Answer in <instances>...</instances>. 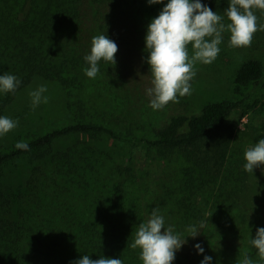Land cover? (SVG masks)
I'll return each mask as SVG.
<instances>
[{
    "label": "trees",
    "instance_id": "1",
    "mask_svg": "<svg viewBox=\"0 0 264 264\" xmlns=\"http://www.w3.org/2000/svg\"><path fill=\"white\" fill-rule=\"evenodd\" d=\"M200 2L220 15L222 23L228 20L230 0ZM131 20L130 0H0V75L11 74L21 81L14 94L0 92V117L19 121L15 129L0 137V264H74L83 255L92 260L102 255L121 259L123 264L143 262L141 250L135 252L130 247L141 217L136 204L125 201L124 193L135 167L131 161L119 164L108 152L89 165L75 164V150L55 146L61 138L106 135L142 148L146 160L154 154L153 158L162 154L167 162L173 159L181 166L177 190L182 199L199 187L203 174L234 187L247 181L245 168L238 178L233 176L239 158L228 148L224 134L227 121L240 106H244L242 116L260 114L264 104L258 109L259 101L210 102L198 115L172 116L154 131L153 138L138 137L131 126L127 132L117 131L91 118L92 112L103 107L118 108L120 125L132 118L123 107L122 92L131 82L121 78L125 67L118 52L115 65L99 62L95 79L84 71L88 67L84 57L90 55L93 37L107 35L117 45V26ZM263 75L261 61L250 59L238 69L235 84L239 89L257 84ZM35 79L56 82L66 90L73 122L30 133L27 115L10 116L17 95ZM10 138L11 144L4 143ZM20 141L26 142L29 150L17 149ZM205 145L210 146V155H206ZM27 166L22 181H12L13 175H23ZM47 170L52 172L45 173ZM107 181L112 183L106 186L112 196L102 200L103 193L97 196L92 183ZM179 207L174 215L182 208L187 213L192 210ZM59 238L71 239L58 248ZM255 252L257 255L258 249Z\"/></svg>",
    "mask_w": 264,
    "mask_h": 264
},
{
    "label": "rangeland",
    "instance_id": "2",
    "mask_svg": "<svg viewBox=\"0 0 264 264\" xmlns=\"http://www.w3.org/2000/svg\"><path fill=\"white\" fill-rule=\"evenodd\" d=\"M167 2L168 0H164L163 4L150 5L148 0H130L133 20L122 21L116 29L117 58L122 59L125 67L121 78L123 77V81L131 82L129 89L122 92L123 107L132 118L125 126L120 125L118 108L114 110L106 107L92 112L91 118L117 131L122 129L123 132H127L126 129L131 126L132 130H136L138 137L153 138L154 131L161 128L172 116L198 115L210 102L227 99L244 101L245 104L259 101L258 109L261 108L264 104V75L259 83L240 89L235 84V77L240 66L247 60H260L264 66V31H257L251 46L245 48L229 47L230 32L225 31L222 33V42L218 46L220 52L216 60L210 65L200 62L194 65L196 75L190 81L191 95L177 97L179 103L170 102L161 110H153L149 106L151 97L148 96L147 89L153 87L151 83L153 77L150 65L146 62L149 54L146 51L145 38L148 25L160 14ZM253 12L257 16L258 27L264 25V11L253 9ZM228 23L229 20L224 21L225 25ZM188 53L189 58L194 54L191 44L188 46ZM40 85L47 87L44 95L49 98L48 103H41L33 110L29 93ZM67 101L68 94L62 86L56 82L35 79L17 95L8 113L10 116L13 113L27 115L31 122L27 130L36 133L73 122L74 118L71 116ZM243 110L244 106H240L234 111L227 121L224 134L228 148L236 154V158H239L237 161L239 166L235 167L236 172L233 174L237 178L238 173L245 168V151L249 147H254L260 139H264V109L258 115L249 113L245 116H242ZM8 141L4 143L11 144L13 140L10 138ZM55 143L56 147L68 146L75 150L72 160L75 164L84 162L89 165L97 158L105 157L102 155L103 152L114 155L119 164L126 165L131 161L136 173L132 174L127 187H124L125 201L136 204V210H139L141 217L139 221L147 222L152 210L158 208L164 217L165 227L174 226V234H180L182 240L187 239V243L176 253L173 264H201L205 256L212 257L211 264H237L245 254L253 264H264L258 253L256 255L251 243L256 237L257 230L264 228V165L255 168L253 173L248 172L247 181L244 184L240 182V187L203 174L204 180L201 178L197 185L199 189L186 192L182 199L177 190L179 179L182 177L181 166L174 163L173 159L168 162L163 160L162 154H158L159 159L153 158L156 155L154 154L146 160L145 150L142 148H133L106 135H73L61 138ZM206 146L203 149L208 151L206 155H210V146ZM28 166L23 170V175L22 173L13 175L12 181L20 183L28 172ZM44 172L49 173L52 170ZM92 184L96 187L97 196L103 193L102 200L112 196V192L106 187H111V182ZM85 202L83 200V203ZM179 206H186L192 210L187 213L188 210L182 208L174 215L172 212L177 211ZM201 221L206 225L202 229L199 228ZM193 225L200 233L195 239L189 237L187 232V228ZM68 239L71 238H59L58 248L64 247L61 244ZM196 244H201L204 248L203 255L195 248Z\"/></svg>",
    "mask_w": 264,
    "mask_h": 264
},
{
    "label": "clouds",
    "instance_id": "3",
    "mask_svg": "<svg viewBox=\"0 0 264 264\" xmlns=\"http://www.w3.org/2000/svg\"><path fill=\"white\" fill-rule=\"evenodd\" d=\"M149 4H163L164 0H148ZM253 9L264 11V0H230L226 16L230 23H222V17L200 0H168L160 14L148 25L146 35L147 63L153 77V87L147 89L151 97L150 107L161 110L170 102L179 103L177 97L191 95L190 81L196 75L194 65L200 62L212 64L220 52L222 33L230 32L229 47H250L254 34L264 31V25H257V16ZM90 55L84 57L88 67L87 77L95 79L100 71L101 60L116 64L118 47L107 35H98L92 39ZM192 45L194 54L189 58L188 46ZM21 81L14 75H0V92L15 93ZM45 85L38 86L29 93L33 110L41 103H48ZM19 124L18 120L0 117V137L6 135ZM15 147L29 150L26 142H17ZM245 170L253 173L254 169L264 165V139L245 151ZM201 221L199 228H204ZM163 230V231H162ZM189 237L195 239L200 235L196 226L187 228ZM187 243L180 234H174V226L165 227L164 217L158 208L152 210L147 222L140 223L130 247L140 249L143 264H173L176 253ZM252 245L258 249L259 259L264 261V228H259ZM195 248L203 255L204 248L196 244ZM212 257L205 256L201 264H211ZM74 264H123L121 259L105 258L98 260L83 255ZM237 264H253L247 254Z\"/></svg>",
    "mask_w": 264,
    "mask_h": 264
}]
</instances>
